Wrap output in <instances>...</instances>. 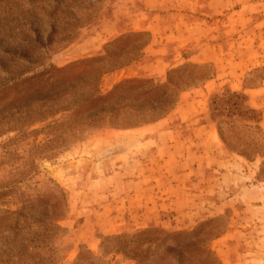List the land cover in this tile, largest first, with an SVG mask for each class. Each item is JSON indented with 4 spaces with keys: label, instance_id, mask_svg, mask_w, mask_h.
<instances>
[{
    "label": "rangeland",
    "instance_id": "1",
    "mask_svg": "<svg viewBox=\"0 0 264 264\" xmlns=\"http://www.w3.org/2000/svg\"><path fill=\"white\" fill-rule=\"evenodd\" d=\"M140 11L138 0H0V264H264L261 110L225 89L211 104L219 138L253 188L224 186L216 212L166 201L161 222L140 227L127 207L125 228L95 233L134 193L118 172L141 167L143 130L213 72L147 75L151 38L131 28ZM109 21L118 33L103 41Z\"/></svg>",
    "mask_w": 264,
    "mask_h": 264
},
{
    "label": "crops",
    "instance_id": "2",
    "mask_svg": "<svg viewBox=\"0 0 264 264\" xmlns=\"http://www.w3.org/2000/svg\"><path fill=\"white\" fill-rule=\"evenodd\" d=\"M138 1L141 13L131 28L151 38L150 59L142 67L147 75L161 76L190 63L208 64L213 72L185 93L173 114L143 130L137 148V154L142 152L141 167L128 175L131 179L122 170L118 172L126 184L135 186L134 193L121 200L123 212L101 213L95 233L125 228L127 207L134 208L132 224L140 227L153 220L161 222L157 219L166 201L183 204L191 214L205 206L216 212L214 200L220 199L217 195L224 186L253 188L246 184L250 172L237 170L242 162L224 153L219 138L211 104L224 89L230 95H242L249 109L261 110L259 124L264 134V78L257 74L264 68V0ZM118 25L113 21L104 25L103 41L118 33ZM96 235L89 234L90 249L97 245Z\"/></svg>",
    "mask_w": 264,
    "mask_h": 264
}]
</instances>
